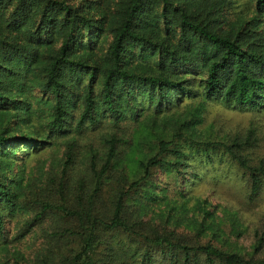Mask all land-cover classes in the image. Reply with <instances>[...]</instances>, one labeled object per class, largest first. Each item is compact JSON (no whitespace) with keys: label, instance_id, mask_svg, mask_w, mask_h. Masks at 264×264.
I'll return each mask as SVG.
<instances>
[{"label":"trees","instance_id":"16d2710c","mask_svg":"<svg viewBox=\"0 0 264 264\" xmlns=\"http://www.w3.org/2000/svg\"><path fill=\"white\" fill-rule=\"evenodd\" d=\"M248 3L245 18L229 13L230 0H0V264H152L153 250L170 264H264V210L250 252L144 219L155 168L180 172L185 164L170 137L155 138L154 153L129 174L117 130L77 167L67 141L58 167L23 190L12 171L16 140L38 149L45 138L99 121L135 119L140 97L159 112L198 84L205 98L264 107V0ZM31 99L43 137L22 131ZM202 145H220L245 173L247 198L260 195L264 157L244 153L253 139ZM15 212L25 217L10 234ZM25 234L28 255L9 246Z\"/></svg>","mask_w":264,"mask_h":264},{"label":"rangeland","instance_id":"374dc122","mask_svg":"<svg viewBox=\"0 0 264 264\" xmlns=\"http://www.w3.org/2000/svg\"><path fill=\"white\" fill-rule=\"evenodd\" d=\"M248 1L251 0H230L229 13L233 17L242 13L241 16L248 18L252 15V4ZM195 88L197 92L194 95H185L159 112H153L146 99L140 97L138 103L144 110L135 119L127 118L115 126L106 120L99 121L94 127L86 126L80 131L45 138L38 144V149L35 142L32 144L30 141L18 148L22 140H16L12 144L18 149L12 165L13 177L19 179L23 190L28 182L43 177L48 169H56L66 142L70 140L75 144L71 161L77 167L86 157L98 156L102 137L115 130L123 140L119 149L126 156L125 172L133 173L136 159L154 153L155 138L170 137L185 153V164L180 172L171 167L155 168L153 190L156 196L144 219H150L154 225L174 233L200 230L205 239H211L222 249L250 252L254 243L253 231L258 227V219L264 210V189L257 198L249 200L243 170L220 145L204 149L201 143L207 140L228 143L233 138L248 135L254 140V146L244 153L251 159L264 157V107L251 109L226 104L218 98H205L198 84ZM34 93L39 95L36 89ZM35 103L31 99L33 112L22 131L36 130L37 136L43 137V131L37 124ZM88 147L93 151L87 150ZM19 214L21 212H15L9 217L7 228L10 234L16 231L25 217ZM28 235L19 241L11 240L13 242L9 246L17 247L28 255L25 247ZM151 254L152 264H170L159 251L153 250Z\"/></svg>","mask_w":264,"mask_h":264}]
</instances>
